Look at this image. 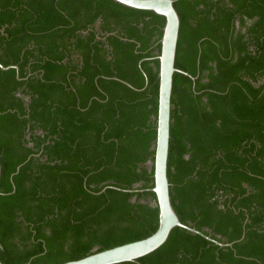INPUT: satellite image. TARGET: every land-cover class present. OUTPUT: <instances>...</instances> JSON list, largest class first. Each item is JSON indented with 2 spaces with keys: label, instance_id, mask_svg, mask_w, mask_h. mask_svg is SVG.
<instances>
[{
  "label": "trees",
  "instance_id": "trees-1",
  "mask_svg": "<svg viewBox=\"0 0 264 264\" xmlns=\"http://www.w3.org/2000/svg\"><path fill=\"white\" fill-rule=\"evenodd\" d=\"M175 7L170 193L209 238L177 226L117 264H264V0ZM165 20L115 0H0V63L17 65L0 67L3 263L59 264L156 231Z\"/></svg>",
  "mask_w": 264,
  "mask_h": 264
},
{
  "label": "water",
  "instance_id": "water-1",
  "mask_svg": "<svg viewBox=\"0 0 264 264\" xmlns=\"http://www.w3.org/2000/svg\"><path fill=\"white\" fill-rule=\"evenodd\" d=\"M125 6L152 10L165 17L163 33L160 39L161 50L159 58V100L157 114V136L153 146L155 149L154 161H148L154 166V186L152 190L156 194L157 205L159 207V224L156 231L151 235L117 245L108 249L97 251L94 248L91 253L79 259L69 260L59 264H117L134 261L143 257L159 247L169 238L171 231L179 226L194 233L205 235L189 223L181 221L176 212L170 193V181L168 177V159L171 137V110L174 74L179 70L176 65V55L180 34L181 18L175 7V0H115ZM2 69L10 67L17 68V65L5 66L0 63ZM187 73V72H185ZM20 166L17 167L19 171ZM16 171V172H17ZM14 174H12L13 176ZM2 176V166L0 159V181ZM207 238L209 236L205 235ZM232 245V243H227ZM0 264H5L0 259Z\"/></svg>",
  "mask_w": 264,
  "mask_h": 264
}]
</instances>
